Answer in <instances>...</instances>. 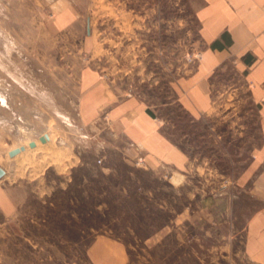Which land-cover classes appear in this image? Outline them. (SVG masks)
I'll return each instance as SVG.
<instances>
[{
    "label": "rangeland",
    "instance_id": "374dc122",
    "mask_svg": "<svg viewBox=\"0 0 264 264\" xmlns=\"http://www.w3.org/2000/svg\"><path fill=\"white\" fill-rule=\"evenodd\" d=\"M200 1L0 0V187L14 204L0 207V264H264L244 243L263 202L235 181L258 135L250 103L222 96L194 119L177 100L202 48ZM87 67L163 120L186 171L106 115L82 119Z\"/></svg>",
    "mask_w": 264,
    "mask_h": 264
},
{
    "label": "crops",
    "instance_id": "0c3cea01",
    "mask_svg": "<svg viewBox=\"0 0 264 264\" xmlns=\"http://www.w3.org/2000/svg\"><path fill=\"white\" fill-rule=\"evenodd\" d=\"M195 15L201 59L175 83L177 100L194 119L214 110L222 96L250 103L243 112H253L258 135L235 181L241 187L249 184V195L263 202L245 227L244 243L252 260L264 262V0H201ZM81 87L86 123L106 115L126 140L143 145L149 159L186 171L189 157L164 131L163 120L108 77L104 67L84 69ZM12 205L9 189L0 187L1 209L8 213Z\"/></svg>",
    "mask_w": 264,
    "mask_h": 264
},
{
    "label": "water",
    "instance_id": "95a60500",
    "mask_svg": "<svg viewBox=\"0 0 264 264\" xmlns=\"http://www.w3.org/2000/svg\"><path fill=\"white\" fill-rule=\"evenodd\" d=\"M87 33H89V27L87 26ZM39 140L42 143H45L48 140V135L46 133H44L42 136L39 137ZM28 146L33 148L36 146V143L34 140L28 142ZM25 147L23 145L15 147L11 150L8 151V156L9 157H14L15 155H17L18 153H20L21 151H24ZM4 170L0 167V178L4 175Z\"/></svg>",
    "mask_w": 264,
    "mask_h": 264
},
{
    "label": "built area",
    "instance_id": "2783aa9c",
    "mask_svg": "<svg viewBox=\"0 0 264 264\" xmlns=\"http://www.w3.org/2000/svg\"><path fill=\"white\" fill-rule=\"evenodd\" d=\"M201 59V51H197L193 58H190V62H195V63H198ZM133 145V144H132ZM134 148L137 150V151H140V148H139V145L136 144L134 145ZM97 162L100 163L101 162V158L97 159ZM137 164H143L144 163V160H143V156H138L137 158V161H136Z\"/></svg>",
    "mask_w": 264,
    "mask_h": 264
},
{
    "label": "bare ground",
    "instance_id": "6f19581e",
    "mask_svg": "<svg viewBox=\"0 0 264 264\" xmlns=\"http://www.w3.org/2000/svg\"><path fill=\"white\" fill-rule=\"evenodd\" d=\"M25 125H26V124H25ZM21 130H22V129H21ZM46 134L48 135V140H47V141H50V140H51V135H50L49 133H46ZM26 137H27V136H26ZM29 142H30V141H29ZM25 143H26V142H25ZM25 143H24V144H25ZM35 143H36V146H37V145H38V144H37V141H35ZM23 146H24V145H23ZM24 147H25V146H24ZM35 148L37 149V147H35ZM12 149H13V148H12ZM10 150H11V149H10ZM24 150H25V149H24ZM21 152H22V151H21ZM18 155H19V153H18ZM18 155H17V156H18ZM27 155H28V154H27ZM15 156H16V155H15ZM26 161H28V160H26ZM4 162H5V161H4ZM52 163H53V162H52Z\"/></svg>",
    "mask_w": 264,
    "mask_h": 264
}]
</instances>
